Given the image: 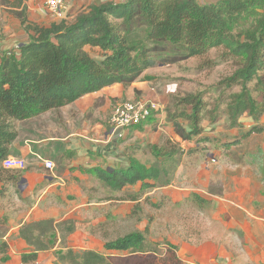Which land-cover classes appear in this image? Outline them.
Masks as SVG:
<instances>
[{
    "label": "trees",
    "instance_id": "1",
    "mask_svg": "<svg viewBox=\"0 0 264 264\" xmlns=\"http://www.w3.org/2000/svg\"><path fill=\"white\" fill-rule=\"evenodd\" d=\"M25 1L0 0V5L20 8ZM24 8L13 13L26 30L32 31L30 40L19 46L17 54L6 53L0 60V164L10 155L18 135L14 121L58 109L114 83L129 86L148 68L203 57L211 49H222L223 55L236 63L230 76L220 81L222 88L240 85V92L232 94L224 111L235 125L244 114L253 119L254 125L242 138L264 132V126L258 124L264 114V0H120L92 4L72 21L63 18L49 26L27 23ZM138 28H143L146 36L130 37ZM87 48L100 50V57H93ZM251 82L261 90L259 101L248 87ZM176 104L183 108L172 113L169 120L183 141L201 134L206 116L214 122L220 115L218 105L207 109L208 103L199 94H187ZM153 116L154 111L147 120ZM178 117L187 127L177 121ZM239 140L233 139L225 147ZM167 143L151 146L154 155L173 157L176 147ZM95 172L111 190L140 183V192L128 195L137 200L167 169L147 167L131 157L124 169L96 168ZM143 242V233L136 231L106 241L104 248L136 250ZM21 259L28 264L36 260V252L22 254Z\"/></svg>",
    "mask_w": 264,
    "mask_h": 264
},
{
    "label": "rangeland",
    "instance_id": "2",
    "mask_svg": "<svg viewBox=\"0 0 264 264\" xmlns=\"http://www.w3.org/2000/svg\"><path fill=\"white\" fill-rule=\"evenodd\" d=\"M43 1L45 6L46 0ZM197 1L208 3L215 0ZM119 2L120 0H64L57 22L63 18L68 22L72 21L92 4ZM0 6L11 7L8 4ZM30 36H26L25 41H29ZM145 36L143 28L135 29L130 34V37L136 38ZM18 48L9 51L17 54ZM87 50L93 57H100V50L97 48ZM235 68V61L225 57L222 49H211L203 57H192L169 66L146 69L137 80L139 88L134 90L133 97L129 100L154 104L153 117L156 120L151 121V130L146 127L147 131L138 135L129 131L120 138V142L130 149L129 158L135 154L134 158L147 167L167 169V173L161 175L156 185L163 186L170 182L171 188L156 189L147 194L144 200H139L138 204H130L118 200L129 192L111 190L102 183H94L88 189V196L93 202L81 208L79 219H67L55 227L44 223L39 228L37 233L40 232V236H36L35 252H44L40 259L36 258L28 264H175V260H179V264H190L181 258L179 247L175 250L164 239H168V236L179 239L175 235L187 231V228L193 230L196 224L204 230L210 229L212 225L218 227L217 222L211 219V205L204 206L201 210V221H198L200 215L198 218L195 216L198 206H191V201L196 200L193 198L194 194L206 196L205 192L211 191L212 187L215 192H219L218 195H222L226 190L221 191V186L227 185V192L229 195L233 194L230 198L235 202L237 200L233 199L234 195L236 198L244 197L246 201L252 197V206L264 216V132L251 133L242 138L254 125L253 119L244 114L235 125L224 111L232 94L240 92V85L222 88L220 81L230 76ZM248 87L252 96L259 101L261 90L256 87L255 82L249 83ZM194 93L201 95L208 103L207 109H214L218 105L220 115L214 122L206 116L201 134L183 141L176 136L173 122L169 119L172 113L183 108L176 102L181 97ZM222 98L224 102H221ZM177 121L185 127L188 125L182 117H178ZM258 124L264 126V114ZM21 133L28 134L25 130H21ZM236 138L240 139L238 144L225 147L226 143ZM167 141L176 147L173 157L168 159L155 156L151 146H164L168 144ZM189 149H195L196 152L186 153ZM242 182H247L246 188L238 196L236 192L242 187ZM179 188L183 193L187 192V196L174 203L169 201L168 196H165L167 189L178 191ZM133 189L134 186H131L127 191ZM157 205L160 207L157 208ZM136 231L142 232L144 236L140 249L109 251L103 246L106 241ZM261 243L264 244V240ZM252 254L253 258H248L246 254L247 258L243 262L239 261V264H264V245L258 253ZM7 255L8 251L6 253L1 248L0 264L10 259ZM254 256L258 259H254Z\"/></svg>",
    "mask_w": 264,
    "mask_h": 264
},
{
    "label": "crops",
    "instance_id": "3",
    "mask_svg": "<svg viewBox=\"0 0 264 264\" xmlns=\"http://www.w3.org/2000/svg\"><path fill=\"white\" fill-rule=\"evenodd\" d=\"M24 5L27 23L49 26L57 21L46 10L42 0H26ZM13 11H19V8L0 6V60L9 50L26 43V36L32 35ZM136 83L137 80L129 86L114 83L58 109L31 119L14 121L18 135L10 146V156L24 158L27 167L21 171L6 170L0 164V249L8 251L7 256L10 257L4 264H23L22 254L36 251V236H40L37 231L44 223L55 227L61 221L79 219L81 208L93 202L88 189L94 183H101L96 176V168H126L130 149L122 145L120 138L111 136L110 115L115 101L133 97L134 90L139 88ZM155 120H147L141 127H130L123 136L129 131L138 135L148 128L151 130V123ZM21 130L28 134H22ZM37 157L52 161L54 169H46ZM246 184L242 182V187L236 192L238 196L244 192ZM131 186L134 189L127 191ZM221 187V191L226 190L222 195L212 187L211 191L203 193L206 196L194 194L196 200L191 201L193 208H199L195 214L197 218L200 215L198 221L203 220L201 210L204 206L211 205V219L217 222V228L212 225L204 230L196 224L193 230L187 228V231L175 235L179 239L171 236L164 239L175 250L179 247L181 258L190 264H239L247 258L246 254L253 258L251 253H258L264 245L261 243L264 240V216L252 206V197L246 201L244 197L236 198L234 195L235 202L230 198L233 194L227 192L229 187ZM159 188H171V183L155 184L142 191L137 200L129 199L128 195L140 192V183L126 185L121 191L129 194L118 200L138 204L139 200H144L147 194ZM165 194L174 203L188 193L179 188L178 191L167 189ZM43 252L38 251L36 258L40 259Z\"/></svg>",
    "mask_w": 264,
    "mask_h": 264
},
{
    "label": "built area",
    "instance_id": "4",
    "mask_svg": "<svg viewBox=\"0 0 264 264\" xmlns=\"http://www.w3.org/2000/svg\"><path fill=\"white\" fill-rule=\"evenodd\" d=\"M45 6L49 14L57 18L61 15L64 0H46ZM154 110V104L141 100L115 101L110 115L111 136L113 138H122L126 129L147 121ZM37 159L42 162L46 169L50 171L54 169L55 165L52 161L41 157H37ZM1 167L6 170L21 171L27 167V161L22 157L9 155L1 161Z\"/></svg>",
    "mask_w": 264,
    "mask_h": 264
}]
</instances>
